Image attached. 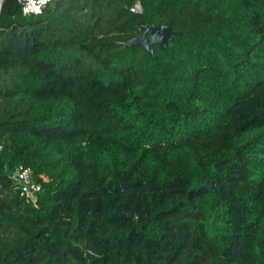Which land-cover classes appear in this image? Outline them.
Wrapping results in <instances>:
<instances>
[{
    "label": "trees",
    "instance_id": "obj_1",
    "mask_svg": "<svg viewBox=\"0 0 264 264\" xmlns=\"http://www.w3.org/2000/svg\"><path fill=\"white\" fill-rule=\"evenodd\" d=\"M0 264H264V0H3Z\"/></svg>",
    "mask_w": 264,
    "mask_h": 264
},
{
    "label": "built area",
    "instance_id": "obj_2",
    "mask_svg": "<svg viewBox=\"0 0 264 264\" xmlns=\"http://www.w3.org/2000/svg\"><path fill=\"white\" fill-rule=\"evenodd\" d=\"M22 9L23 16H39L42 15L50 0L42 3L41 0H16ZM142 9L139 4H135L131 9L133 13H141ZM15 188L22 198L29 199L35 204V195L41 190V185L37 183L33 177V172L26 167L19 166L10 177Z\"/></svg>",
    "mask_w": 264,
    "mask_h": 264
},
{
    "label": "water",
    "instance_id": "obj_3",
    "mask_svg": "<svg viewBox=\"0 0 264 264\" xmlns=\"http://www.w3.org/2000/svg\"><path fill=\"white\" fill-rule=\"evenodd\" d=\"M2 1L3 0H0V8ZM179 36L180 33L172 31V29L167 26H143V28H140L137 37L125 42H120L119 45L126 48L141 47L145 49L149 55H152L153 46L165 49L166 45L172 42L173 37Z\"/></svg>",
    "mask_w": 264,
    "mask_h": 264
},
{
    "label": "clouds",
    "instance_id": "obj_4",
    "mask_svg": "<svg viewBox=\"0 0 264 264\" xmlns=\"http://www.w3.org/2000/svg\"><path fill=\"white\" fill-rule=\"evenodd\" d=\"M41 2H42V3H46V2H47V0H41Z\"/></svg>",
    "mask_w": 264,
    "mask_h": 264
}]
</instances>
